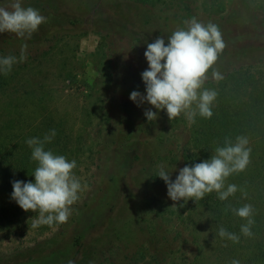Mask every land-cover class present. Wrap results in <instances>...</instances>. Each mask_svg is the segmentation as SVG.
<instances>
[{
  "label": "rangeland",
  "instance_id": "1",
  "mask_svg": "<svg viewBox=\"0 0 264 264\" xmlns=\"http://www.w3.org/2000/svg\"><path fill=\"white\" fill-rule=\"evenodd\" d=\"M11 2L0 0V6ZM21 5L38 9L46 22L30 39L0 33V58H17L9 73L0 71V82H9L0 104L25 87L51 99L67 126L82 133L73 169L82 188L66 223L33 227L38 217H31L0 226V264H212L204 209L191 199L173 202L158 177L163 169L174 181L187 166L196 121L184 113L170 121L166 110L148 121L145 111L157 110L129 97L132 91L146 95L147 44L158 37L167 44L192 18L217 25L226 43L203 88L218 92L235 73H264V0ZM260 227L264 236V220Z\"/></svg>",
  "mask_w": 264,
  "mask_h": 264
},
{
  "label": "clouds",
  "instance_id": "2",
  "mask_svg": "<svg viewBox=\"0 0 264 264\" xmlns=\"http://www.w3.org/2000/svg\"><path fill=\"white\" fill-rule=\"evenodd\" d=\"M45 22L46 17L38 9L22 7L21 0H12L7 7L0 6V33H12L19 38L30 39ZM185 24L187 30L174 31L168 37L167 44L162 37L147 44L144 56L148 68L141 73L146 95L132 91L129 98L137 106L147 102L157 110L145 111L148 121L156 120L159 110H166L170 121L184 113L191 123H195L197 115L211 119L214 114L212 107L217 92L203 88V85L209 69L216 63L226 43L218 26L211 22L204 24L192 18ZM27 47L24 44L21 48V61L26 58L24 53ZM15 63V56L0 58V71L9 73ZM212 76L216 80L222 79L217 71H213ZM50 139L45 136L44 140L32 138L26 141L32 149V160L38 164L32 175L34 182H12L11 198L25 212L39 214L33 227L66 223L71 215V206L79 199L78 193L82 188L79 179L73 174L76 161H69L63 155L44 149V143ZM248 143L244 136H237L235 143L226 139L225 146L217 147L210 159L180 169L174 181L171 175L161 169L158 177L165 182L168 197L173 202L196 201L215 191L218 198L224 201L234 195L237 186L229 184L225 190V181L233 173L244 171L250 163L251 149L247 147ZM232 211L247 220L241 226V233L250 237L251 225L254 223L251 218L253 207L245 204ZM218 234L221 238L239 242V237L224 227L219 228ZM68 264L74 262L69 261ZM232 264H239V261L233 260Z\"/></svg>",
  "mask_w": 264,
  "mask_h": 264
},
{
  "label": "trees",
  "instance_id": "3",
  "mask_svg": "<svg viewBox=\"0 0 264 264\" xmlns=\"http://www.w3.org/2000/svg\"><path fill=\"white\" fill-rule=\"evenodd\" d=\"M229 78L217 92L212 118L196 116L187 166L210 159L217 147L225 146L226 139L233 143L237 136L248 139L250 163L244 171L233 173L225 181V190L227 185L234 184L237 192L221 201L213 191L196 202L204 209L209 222L212 264H232L233 260H238L239 264H264V236L260 227L264 220V73L242 72ZM8 85V81L2 80L0 93L5 92ZM21 90L0 104V226L39 215L25 212L11 198L13 181L34 182L32 175L38 164L31 158L28 139L51 137L44 143V149L63 155L69 161L78 160L82 150L76 145L82 137L81 131L67 126V119L55 112L56 105L50 98L36 95L29 87ZM245 204L253 207L250 237L241 233V226L247 220L232 211ZM220 227L236 234L239 242L221 238Z\"/></svg>",
  "mask_w": 264,
  "mask_h": 264
}]
</instances>
